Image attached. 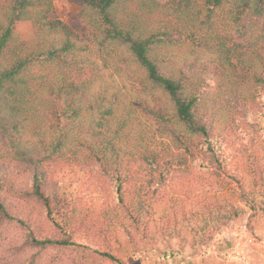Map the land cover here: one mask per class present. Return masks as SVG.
Here are the masks:
<instances>
[{
    "label": "trees",
    "instance_id": "1",
    "mask_svg": "<svg viewBox=\"0 0 264 264\" xmlns=\"http://www.w3.org/2000/svg\"><path fill=\"white\" fill-rule=\"evenodd\" d=\"M81 1L83 47L50 17L53 0H0V240L25 257L39 250L30 264L48 248L110 246L118 226L133 236L109 216L114 206L149 238L152 221L173 222L169 181L194 164L236 183L253 216L263 212L264 0ZM25 23L30 40L18 33ZM132 64L144 77L125 91L104 80V69ZM135 119L156 129L130 150L121 133ZM92 192L113 201L89 207ZM25 257L5 251L0 264Z\"/></svg>",
    "mask_w": 264,
    "mask_h": 264
},
{
    "label": "rangeland",
    "instance_id": "2",
    "mask_svg": "<svg viewBox=\"0 0 264 264\" xmlns=\"http://www.w3.org/2000/svg\"><path fill=\"white\" fill-rule=\"evenodd\" d=\"M53 4L54 12L50 17L67 25L71 37L78 45H87V29L80 20L83 2L53 0ZM18 33L27 40L34 36L30 23L21 25ZM92 48L89 59L100 61L95 48ZM189 48L190 45L184 44L176 46L175 51L181 54ZM118 54L121 53L114 52L112 56ZM98 67L100 68V65ZM50 70L51 68L38 67L34 73H48L49 76ZM104 71V80L113 82L112 87L121 91H125V87L130 88L134 81L131 77H144L142 70L135 64L120 73L113 68ZM164 98L167 99L166 96ZM29 114L32 113L27 115ZM123 118L121 117V120ZM36 127L38 128L32 124L28 135ZM155 129L150 121L131 120L121 133V141L128 149L133 150L139 145L138 137L141 133L148 131L151 134ZM169 183L167 193H173V198L170 199L171 207H166L173 222L158 221V224H155L152 221L149 238L133 229L122 210L114 206L110 207L109 216L113 217L117 213L133 236H128L125 228L118 226L117 243L105 246L88 240L89 246L48 248L46 252L42 251V259L38 264H118L100 255L97 249L101 252L112 251L122 258L124 264H264V211L253 216L252 210L243 202L236 183H228L215 172L203 170L196 164L174 176ZM105 197L110 198L108 194L92 192L83 199L88 203L87 206L97 208ZM181 199L184 202H180ZM110 200L113 201L111 198ZM177 203L181 205L178 206ZM13 235L14 232H9L6 238L9 239ZM96 239L103 243V236H97ZM5 251L18 260L25 257L17 245L6 244L0 240V254ZM27 251L29 254L25 258L30 264V260L35 258L39 250L29 248Z\"/></svg>",
    "mask_w": 264,
    "mask_h": 264
}]
</instances>
